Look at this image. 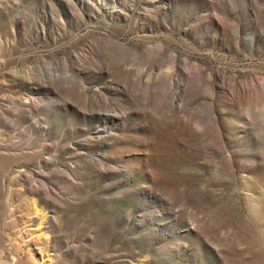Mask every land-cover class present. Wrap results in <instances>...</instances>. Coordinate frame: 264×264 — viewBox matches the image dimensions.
<instances>
[{
	"label": "rangeland",
	"instance_id": "374dc122",
	"mask_svg": "<svg viewBox=\"0 0 264 264\" xmlns=\"http://www.w3.org/2000/svg\"><path fill=\"white\" fill-rule=\"evenodd\" d=\"M0 264H264V0H0Z\"/></svg>",
	"mask_w": 264,
	"mask_h": 264
},
{
	"label": "bare ground",
	"instance_id": "6f19581e",
	"mask_svg": "<svg viewBox=\"0 0 264 264\" xmlns=\"http://www.w3.org/2000/svg\"><path fill=\"white\" fill-rule=\"evenodd\" d=\"M177 96V95H176ZM174 99H176V97H175V95H174V97H173ZM177 100V99H176ZM178 104V103H177Z\"/></svg>",
	"mask_w": 264,
	"mask_h": 264
}]
</instances>
